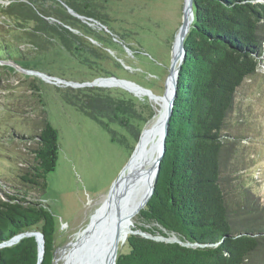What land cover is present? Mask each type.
<instances>
[{
	"label": "trees",
	"instance_id": "obj_1",
	"mask_svg": "<svg viewBox=\"0 0 264 264\" xmlns=\"http://www.w3.org/2000/svg\"><path fill=\"white\" fill-rule=\"evenodd\" d=\"M83 1L86 9L102 10L109 2ZM193 12L165 151L154 191L138 213L143 224L134 229L197 245L129 234L128 251L118 253L115 264H264V203L240 175L242 138L227 124L237 89L261 61L264 0H193ZM49 19L67 24L75 18L62 6L46 10L32 0L0 4V61L27 68L39 53L54 49L58 26ZM9 69L15 72L0 64L5 76ZM24 81L42 102L37 77ZM17 136L11 131L8 137ZM19 136L34 144L27 146L31 157L23 161L17 190L0 193V243L37 229L44 238L40 264H52L56 218L41 194L56 164L58 131L44 116L36 134ZM31 189L40 196H31ZM38 251L34 236L23 237L0 248V264H38Z\"/></svg>",
	"mask_w": 264,
	"mask_h": 264
},
{
	"label": "rangeland",
	"instance_id": "obj_2",
	"mask_svg": "<svg viewBox=\"0 0 264 264\" xmlns=\"http://www.w3.org/2000/svg\"><path fill=\"white\" fill-rule=\"evenodd\" d=\"M32 1L46 10L52 5L65 9L68 5L83 18L66 9L74 20L64 24L49 19L58 26L55 48L24 64L28 69L12 65L15 72L9 69L6 76L0 70V193L17 190L13 186L23 161L31 157L27 146L34 140L19 134H36L46 116L58 131V155L41 195L56 218L54 264H63L77 233L87 227L103 207L104 197L117 186L109 191L141 130L158 110L152 97L137 88H129L134 94L112 83L72 86L46 82L27 70L75 82L116 76L162 96L183 0H109L104 10L96 6L86 9L83 0ZM6 2L0 0V4ZM89 27L105 35H91ZM259 63L256 73L237 89L227 124L238 128L242 138L240 175L264 203V49ZM25 76L39 80L42 102L28 90ZM11 131L19 136L14 141L9 138ZM146 143L140 139L137 151ZM29 191L31 196H40L38 190ZM142 224L137 215L133 228ZM127 251L126 243L117 247V254Z\"/></svg>",
	"mask_w": 264,
	"mask_h": 264
},
{
	"label": "bare ground",
	"instance_id": "obj_3",
	"mask_svg": "<svg viewBox=\"0 0 264 264\" xmlns=\"http://www.w3.org/2000/svg\"><path fill=\"white\" fill-rule=\"evenodd\" d=\"M98 84L111 85V81L100 80ZM128 88H135L128 84ZM168 93V87H167ZM157 105V114L145 127L141 136L147 143L137 151L126 171V181L122 178L114 190L104 197L103 207L93 215L87 227L78 232L73 247L64 255L63 264H109V255L113 243L123 245L145 200L143 182L148 183L152 176L154 159L162 137V120L167 95L152 96ZM141 147V146H140ZM144 190V191H143ZM117 194V202L112 199ZM140 207V208H139ZM72 244V243H71ZM54 264V263H53ZM57 264V263H55Z\"/></svg>",
	"mask_w": 264,
	"mask_h": 264
},
{
	"label": "water",
	"instance_id": "obj_4",
	"mask_svg": "<svg viewBox=\"0 0 264 264\" xmlns=\"http://www.w3.org/2000/svg\"><path fill=\"white\" fill-rule=\"evenodd\" d=\"M66 9L72 15L77 16L79 18H83V16L78 15L71 8L66 6ZM193 17H194L193 0H183L181 22L178 26V30L174 36V40H173V43L171 46V63H170L169 72H168L166 79H165L164 91H163V95H162L164 97L167 95V102H166V106H165V110H164V114H163V120H162L163 129H162L161 142H160V145L158 146V152H157L156 157L154 159L151 179H149L148 183L143 182V184L141 186L142 187L141 189H145V194H144L145 200L143 202V206L141 207V209L145 207L146 203L148 202L149 198L151 197V195L154 191V187H155V183H156V179H157V174L159 171L160 162H161L162 156H163L164 151H165V138H166V135L168 132L169 119H170L171 114H172L174 99H175L176 94H177V88H178L177 83H178L179 71H180L181 65H182V63L184 61V57H185L184 38H185V36H186L190 26H191V22L193 20ZM103 28H104V30H108L105 26H103ZM7 63L13 65L11 62H8V61H0V64H7ZM27 73L32 74V75L37 76V77H40L42 80H44L46 82H61V83L67 84V85L70 84L72 86H94V85L98 84L97 83L98 81L103 80V81H111L114 84L113 86H119L123 89L131 91V89H129L126 86V85L130 84V85L134 86L135 88L140 89V91L143 92V94L148 95L149 99L152 96H158L157 94H154L151 90L143 88L131 80L119 78L116 76L97 77L90 82H88V81H86V82H75V81H69V80L59 78V77L51 76V75H48L44 72H40V71L34 70V69L27 70ZM167 87H168V93H167ZM131 92L136 94L135 91H133V90ZM144 131L145 130L143 128L139 134L138 140H137V142H136V144H135V146L131 152V155H130L127 163L125 164L124 168L121 170L118 177L112 183L109 191H111V189H113L119 181L123 182L122 177L125 174V172L127 171L128 165L131 162L133 155L137 152V150L139 148L140 139H141V136H142ZM124 181H126V177H124ZM112 199L115 203L117 202L116 192L113 194ZM129 234H139L143 237H147V238H151V239H155V240L178 242L180 244L190 245V246L197 245V244H192L189 242H182L176 236L165 237L162 235H152V234L147 233L141 229H134L133 225L131 226L127 236ZM27 236H34L36 241L38 242V250H39L38 251V264H40V261L42 260L43 253H44V238H43V234L39 230H28L25 232H21L15 236H13L9 240L0 243V248L4 247V246L12 245V244L18 242L21 238L27 237ZM116 249H117V244L113 243L111 250H110V255H109V261H108L109 264H115V262H116V258H117ZM56 251L57 250H55V252H54V256H55ZM53 263H54V257L52 260V264Z\"/></svg>",
	"mask_w": 264,
	"mask_h": 264
}]
</instances>
